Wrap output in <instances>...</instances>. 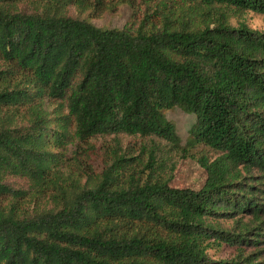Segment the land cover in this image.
I'll use <instances>...</instances> for the list:
<instances>
[{
	"label": "trees",
	"instance_id": "16d2710c",
	"mask_svg": "<svg viewBox=\"0 0 264 264\" xmlns=\"http://www.w3.org/2000/svg\"><path fill=\"white\" fill-rule=\"evenodd\" d=\"M121 4L123 28L73 14ZM248 11L264 0H0V264H264L243 250L264 241V29L231 23ZM189 158L206 173L176 187ZM235 213L252 219L223 229ZM223 243L236 256L211 257Z\"/></svg>",
	"mask_w": 264,
	"mask_h": 264
},
{
	"label": "rangeland",
	"instance_id": "374dc122",
	"mask_svg": "<svg viewBox=\"0 0 264 264\" xmlns=\"http://www.w3.org/2000/svg\"><path fill=\"white\" fill-rule=\"evenodd\" d=\"M73 14L88 19L99 28H123L130 19L131 9L127 4H121L116 11L108 10L100 16H94L89 11L83 13L73 11ZM243 21L253 29H264V14L248 11L243 17L238 16L231 18V23L234 26H238ZM165 114L167 118L175 124L176 131L180 135L182 143L186 144L189 137V130L195 122V115L180 106L165 111ZM68 148L69 150H65V155L71 158L73 155V146H69ZM192 152L196 155L200 153L207 154L211 160L218 156L217 153L203 147H196ZM205 173L202 167H198L195 160L192 158L186 159L182 161L177 170L174 186H196L195 183L199 179H202ZM251 173L252 175H258L260 171L253 169ZM223 218L224 219L220 221V225L223 229L237 231L243 223H248L252 219V216L246 213H235L230 217L224 216ZM243 250L245 254L255 252L256 255H260L259 260L264 259V241H262L257 248L244 246ZM207 251L210 256L215 259H232L238 253L236 246H229L224 243L221 245L213 244Z\"/></svg>",
	"mask_w": 264,
	"mask_h": 264
}]
</instances>
